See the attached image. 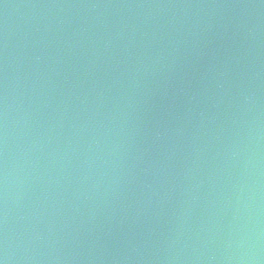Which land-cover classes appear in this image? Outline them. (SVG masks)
Listing matches in <instances>:
<instances>
[{"label":"water","instance_id":"95a60500","mask_svg":"<svg viewBox=\"0 0 264 264\" xmlns=\"http://www.w3.org/2000/svg\"><path fill=\"white\" fill-rule=\"evenodd\" d=\"M3 264H264V0H0Z\"/></svg>","mask_w":264,"mask_h":264},{"label":"snow or ice","instance_id":"6c2138e0","mask_svg":"<svg viewBox=\"0 0 264 264\" xmlns=\"http://www.w3.org/2000/svg\"><path fill=\"white\" fill-rule=\"evenodd\" d=\"M0 264H3V262H2V261H0Z\"/></svg>","mask_w":264,"mask_h":264}]
</instances>
